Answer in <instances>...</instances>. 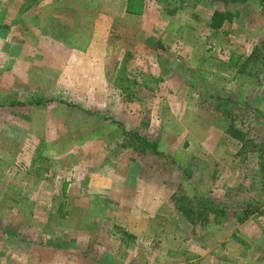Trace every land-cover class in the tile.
<instances>
[{
  "label": "rangeland",
  "instance_id": "rangeland-1",
  "mask_svg": "<svg viewBox=\"0 0 264 264\" xmlns=\"http://www.w3.org/2000/svg\"><path fill=\"white\" fill-rule=\"evenodd\" d=\"M163 1L0 0V264H264V12Z\"/></svg>",
  "mask_w": 264,
  "mask_h": 264
},
{
  "label": "trees",
  "instance_id": "trees-1",
  "mask_svg": "<svg viewBox=\"0 0 264 264\" xmlns=\"http://www.w3.org/2000/svg\"><path fill=\"white\" fill-rule=\"evenodd\" d=\"M183 2L182 0H180ZM243 2L245 0H242ZM258 1L259 7L262 9V13L264 12V0H256ZM162 2V1H161ZM164 3H168L167 0L163 1ZM261 11V10H260ZM236 16L235 14H232L231 12L225 10L220 11L217 10L212 13L211 19H210V27L212 29H218L221 27L224 21H230ZM264 45V44H263ZM264 47V46H263ZM258 45H256L251 53L246 57L247 60L249 59H255L254 56H257ZM216 101L215 102V109L219 111V113L227 118H235V112L234 108L235 106H239L240 101L233 96H225V95H216ZM36 104H43L40 99L36 100ZM234 121V120H233ZM231 121V123H233ZM230 123V124H231ZM229 125L226 128L227 134L232 136L233 138L241 141L243 140V136L240 131L236 130L234 131ZM125 135H129L131 138V144L136 145L137 147H141V150L147 151V149H151V151H156L157 154H160V151L158 149V144L155 142H150L149 140L143 138L140 136L136 131H127ZM174 205L177 208L179 212L184 216V218L189 221L192 224H206L208 223L211 218L224 214V208L220 206L218 203H215L211 198L206 197L202 193H197L196 195L188 196L185 193H182V191L178 194L174 193L173 196ZM252 212L250 210V206L245 209V217ZM244 218L239 219V221H242Z\"/></svg>",
  "mask_w": 264,
  "mask_h": 264
},
{
  "label": "crops",
  "instance_id": "crops-1",
  "mask_svg": "<svg viewBox=\"0 0 264 264\" xmlns=\"http://www.w3.org/2000/svg\"><path fill=\"white\" fill-rule=\"evenodd\" d=\"M123 7H124V6L115 7V11H118V9H119V11H122ZM92 44H93V43H92ZM137 163H138V162H137ZM134 164H136V161L133 162V165H134ZM139 164H140V163H139ZM139 164H136V165H138V166L141 168V166H140ZM137 182H138V181H137ZM137 182H136V183H137ZM136 189H137V187H136Z\"/></svg>",
  "mask_w": 264,
  "mask_h": 264
}]
</instances>
